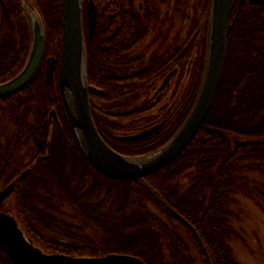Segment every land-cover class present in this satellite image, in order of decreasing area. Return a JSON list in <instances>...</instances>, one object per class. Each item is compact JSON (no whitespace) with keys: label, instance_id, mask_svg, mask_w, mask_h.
Returning a JSON list of instances; mask_svg holds the SVG:
<instances>
[{"label":"trees","instance_id":"16d2710c","mask_svg":"<svg viewBox=\"0 0 264 264\" xmlns=\"http://www.w3.org/2000/svg\"><path fill=\"white\" fill-rule=\"evenodd\" d=\"M25 1L43 25V58L25 87L0 98V169L9 167L19 154L30 159L23 167L27 174L10 180L16 182L7 199H12L18 222L3 211V203L0 211L21 224L24 237L46 254L86 258L117 254L143 264H195L184 234L202 264H240L230 248V242L243 243L233 226L234 208L238 198L264 195V8L236 3L212 107L185 150L144 178L117 181L96 173L79 151L61 105L56 74L50 86L44 82L45 58L59 56L60 0ZM18 3L0 0V83L20 71L30 44ZM198 60V73L190 78L194 94L203 56ZM87 62L86 49V68ZM95 97L96 106L89 107L99 131L106 123L107 99ZM110 100L118 104L121 98ZM147 105L142 101L126 117L143 120ZM50 110L56 117L49 119ZM185 114H174L159 134L146 139L122 141L109 134L115 146L108 145L129 156L148 153L165 142ZM107 124L115 130L126 128ZM0 264H14L1 248Z\"/></svg>","mask_w":264,"mask_h":264},{"label":"water","instance_id":"95a60500","mask_svg":"<svg viewBox=\"0 0 264 264\" xmlns=\"http://www.w3.org/2000/svg\"><path fill=\"white\" fill-rule=\"evenodd\" d=\"M235 1L210 0L201 76L193 100L179 126L158 148L142 155L129 156L113 150L106 143L95 128L90 113L82 21L83 0H60L59 56L57 60L53 56L46 58L44 82L46 86H50L56 74L61 105L76 145L86 163L96 173L110 180L135 181L160 170L185 150L212 107L221 80L228 20ZM252 1L264 3V0ZM23 9L30 34L26 60L18 73L0 83V98L25 87L42 62L44 29L41 19L29 3ZM169 77L171 74L166 78ZM50 115H54V111ZM158 127L138 135L123 137L122 140L147 138L155 134ZM25 174L26 171L18 179ZM14 186L15 181L0 191V206L12 193ZM0 248L14 264H143L139 259L127 255L111 254L86 258L46 254L24 237L11 216L1 211Z\"/></svg>","mask_w":264,"mask_h":264},{"label":"flooded vegetation","instance_id":"af4514ba","mask_svg":"<svg viewBox=\"0 0 264 264\" xmlns=\"http://www.w3.org/2000/svg\"><path fill=\"white\" fill-rule=\"evenodd\" d=\"M237 2L264 8L263 2L236 0L231 13ZM26 4L25 0L17 4L25 18ZM209 5L210 0H83L89 104L95 107V95L103 96L104 116L112 120L125 108L130 112L142 101L148 104L144 120L149 121L135 133L112 135L100 125L98 132L107 144L115 146L109 134L122 140L159 126L151 136L157 135L174 114L187 112L194 94L190 78L196 77L198 59L204 57L202 21ZM111 98L121 100L115 104ZM24 171L27 174L28 169Z\"/></svg>","mask_w":264,"mask_h":264},{"label":"rangeland","instance_id":"374dc122","mask_svg":"<svg viewBox=\"0 0 264 264\" xmlns=\"http://www.w3.org/2000/svg\"><path fill=\"white\" fill-rule=\"evenodd\" d=\"M50 56L53 55L49 54L48 57ZM51 111H54V115H50ZM128 113L129 110L126 108L116 113L118 115L113 118L116 121L106 117V123H103V125L106 126L105 130L109 133L113 131V133L125 132L126 134L139 131L140 127L144 125L146 121L144 119L140 120L139 116L126 117ZM48 117L49 119H51V117H56L55 110H50ZM110 120H112L114 124L118 123L126 126V128H122L121 130L112 129L111 126L107 124L108 122L111 124ZM1 148L2 146L0 147V153ZM11 160L9 167L4 166V168L0 169V191L8 185L7 183H9L8 181H10L12 177H17L24 171L25 168L23 167L30 159L29 157H24L19 154ZM259 197L258 199L238 198V206L234 208L236 218L233 220V226L242 236L243 243L230 242V248L234 259L240 264H264V195L260 194ZM148 206L150 210H154L150 204H148ZM2 209L17 220L11 198L3 202ZM18 226L21 229L23 228L21 224ZM87 234H89L88 231ZM182 237L184 243H187L188 251L194 258L195 264H202L200 259H198L199 254L196 249L194 250V247L189 243V240L184 234Z\"/></svg>","mask_w":264,"mask_h":264}]
</instances>
